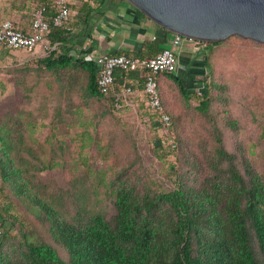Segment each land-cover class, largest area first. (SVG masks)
Returning <instances> with one entry per match:
<instances>
[{"label": "rangeland", "instance_id": "1", "mask_svg": "<svg viewBox=\"0 0 264 264\" xmlns=\"http://www.w3.org/2000/svg\"><path fill=\"white\" fill-rule=\"evenodd\" d=\"M9 1L0 0V15ZM207 52L210 68L204 74L220 85L212 87L208 113L187 100L173 79L161 87L177 149L167 143L146 100L117 109L114 91L84 99L86 72H55L40 62L0 66V146H12L10 153L33 188L68 217L79 210L111 217L115 198L104 178L118 174L158 190L173 189L180 176L194 182L206 172L214 126L223 131L227 148L240 154L242 170L246 158L264 178V42L233 35ZM228 117L237 122L235 128ZM20 220L68 259L47 224L0 179V240L2 226L20 240Z\"/></svg>", "mask_w": 264, "mask_h": 264}, {"label": "trees", "instance_id": "2", "mask_svg": "<svg viewBox=\"0 0 264 264\" xmlns=\"http://www.w3.org/2000/svg\"><path fill=\"white\" fill-rule=\"evenodd\" d=\"M54 1L37 0L36 4L46 5L45 14L50 18L55 13ZM85 11L90 19V12L95 9ZM73 28V21L70 29L52 26L48 36L51 43L60 44L59 48L29 63L40 62L55 72L74 68L86 72L88 81L83 87V98L87 100L102 99L114 91L111 98L114 102L115 94L124 86L136 88L135 80L144 87L143 70L119 68L115 70L112 90L101 92L95 60L69 53L68 36ZM162 28L161 35L134 54L155 55L165 48L160 41H167L168 34L173 32ZM200 41L209 48L223 40ZM208 55L205 51L206 69L210 68ZM157 78L162 99V85L168 78L173 79L183 96L193 100L203 113H208L214 97L212 89L220 86L209 82L208 73L203 74L202 94L195 90L193 97L185 70L162 72ZM163 102L172 115L164 99ZM227 121L232 128L236 127L234 118L228 117ZM213 133L215 145L207 157L206 172L194 182L180 176L173 189L158 190L121 174L109 180L104 178L115 198L116 212L111 217L84 210L66 216L33 188L32 180L10 153L12 146H0V179L47 224L53 239L68 253V259L63 258L52 244L35 229L25 228L20 220V240L12 239L9 230L2 226L0 264H264V178L246 158L242 159L245 172L242 170L240 154L227 148L220 127L214 126Z\"/></svg>", "mask_w": 264, "mask_h": 264}, {"label": "crops", "instance_id": "3", "mask_svg": "<svg viewBox=\"0 0 264 264\" xmlns=\"http://www.w3.org/2000/svg\"><path fill=\"white\" fill-rule=\"evenodd\" d=\"M37 0H10L3 8L0 20L11 18L21 29L29 28L32 11ZM73 10L74 28L68 39V46L76 49L79 54L94 59L103 53L133 54L143 49L146 42L152 41L161 35L164 30L145 14L140 13L126 0H68ZM91 11V18H87V10ZM97 10V11H96ZM172 34H168L167 41H160L161 46H168ZM47 42H51L49 36ZM207 44L200 40L186 38L182 46L176 48L181 63L186 65L187 82L193 91L200 87L204 74V52ZM70 49V50H71ZM43 45L35 51L0 50V66L8 62H30L50 54ZM70 53V51H69ZM146 55V56H152ZM184 71V70H183ZM136 91L131 95L132 104L136 101L146 100V94L135 80Z\"/></svg>", "mask_w": 264, "mask_h": 264}, {"label": "built area", "instance_id": "4", "mask_svg": "<svg viewBox=\"0 0 264 264\" xmlns=\"http://www.w3.org/2000/svg\"><path fill=\"white\" fill-rule=\"evenodd\" d=\"M52 7L55 13L49 18L46 16V5H35L32 11L31 24L27 29L19 28L13 19L0 20V50L35 51L43 45L47 51L59 48V43L47 42L52 26L71 28L73 10L68 0H55ZM186 37L179 33H172L169 45L152 56H139L126 53H103L94 58L99 69L98 87L101 92L109 93L115 81V70H143L145 75L144 92L146 103L154 113L167 135V143L172 149L178 148L176 134L173 129V118L168 112L159 89L158 74L162 72H175L186 70V65L181 63L177 56L176 48L182 46ZM70 54L79 56L76 49H71ZM203 85L197 88V93L202 94ZM136 88L132 85L124 86L114 96V106L122 109L132 104L131 95Z\"/></svg>", "mask_w": 264, "mask_h": 264}, {"label": "water", "instance_id": "5", "mask_svg": "<svg viewBox=\"0 0 264 264\" xmlns=\"http://www.w3.org/2000/svg\"><path fill=\"white\" fill-rule=\"evenodd\" d=\"M166 30L220 41L237 35L264 42V0H126Z\"/></svg>", "mask_w": 264, "mask_h": 264}]
</instances>
